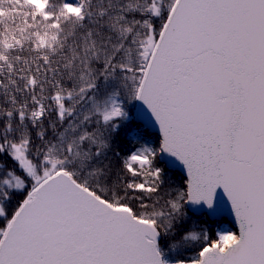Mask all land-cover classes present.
Returning <instances> with one entry per match:
<instances>
[{"label": "snow or ice", "instance_id": "6c2138e0", "mask_svg": "<svg viewBox=\"0 0 264 264\" xmlns=\"http://www.w3.org/2000/svg\"><path fill=\"white\" fill-rule=\"evenodd\" d=\"M0 264H264V0H0Z\"/></svg>", "mask_w": 264, "mask_h": 264}, {"label": "trees", "instance_id": "16d2710c", "mask_svg": "<svg viewBox=\"0 0 264 264\" xmlns=\"http://www.w3.org/2000/svg\"><path fill=\"white\" fill-rule=\"evenodd\" d=\"M132 104L136 106V102H132ZM134 109L135 107L130 106V112L131 115L133 116V120L131 121L132 127L128 132L126 139L130 142L133 141L134 139H138L139 143H147L150 146L158 148L160 142V136L157 133L150 131L142 123L135 120ZM130 147H131L130 143L124 144L125 150H127ZM159 160L160 159L158 157L157 162L159 166L166 168L167 183H174L177 185L182 184L183 181L181 180V177H184V175L179 170L168 168L164 163L160 162ZM114 163L116 164L117 167H119V158H114ZM15 203L16 200H13V206L15 205ZM185 211L187 213V222L184 226L185 228L191 227L192 229H195L198 232L200 230H203L213 239L215 238V234L217 233V227L220 222L218 219H213L206 213H195L189 209L188 205L185 206ZM233 230L237 231L235 226H233ZM199 248H200L199 243L190 246V249L186 253V255L194 256L198 252Z\"/></svg>", "mask_w": 264, "mask_h": 264}, {"label": "water", "instance_id": "95a60500", "mask_svg": "<svg viewBox=\"0 0 264 264\" xmlns=\"http://www.w3.org/2000/svg\"><path fill=\"white\" fill-rule=\"evenodd\" d=\"M142 113L145 114V116L148 118V120L143 118ZM135 118L137 121L142 122L151 131L156 132L160 135L159 127L155 124L154 121L151 120L150 114L147 113V109L144 108L143 105L140 104V102H137V107L135 110ZM160 158H161V161L166 163V165L168 167L174 168V169H179L186 176V172H184V170L182 169V166L179 165L178 162L173 161L167 155H164L163 157H160ZM218 204H219L220 212L217 214H211L206 207L189 206V208L196 213H203V212L207 213L213 219L226 218L233 225H235L237 230H238L239 226H238V224L235 223L234 215L231 213L230 204H229L227 197L224 195L222 190L218 191Z\"/></svg>", "mask_w": 264, "mask_h": 264}, {"label": "rangeland", "instance_id": "374dc122", "mask_svg": "<svg viewBox=\"0 0 264 264\" xmlns=\"http://www.w3.org/2000/svg\"><path fill=\"white\" fill-rule=\"evenodd\" d=\"M230 230H232V229H230ZM234 231V230H233Z\"/></svg>", "mask_w": 264, "mask_h": 264}]
</instances>
